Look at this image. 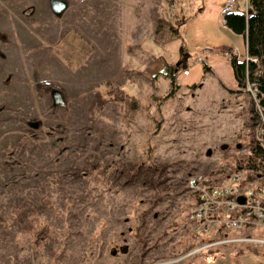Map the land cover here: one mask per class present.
Returning <instances> with one entry per match:
<instances>
[{
	"label": "rangeland",
	"instance_id": "obj_1",
	"mask_svg": "<svg viewBox=\"0 0 264 264\" xmlns=\"http://www.w3.org/2000/svg\"><path fill=\"white\" fill-rule=\"evenodd\" d=\"M50 1L0 0V264H264L189 217V177L230 175L255 131L223 0Z\"/></svg>",
	"mask_w": 264,
	"mask_h": 264
},
{
	"label": "built area",
	"instance_id": "obj_2",
	"mask_svg": "<svg viewBox=\"0 0 264 264\" xmlns=\"http://www.w3.org/2000/svg\"><path fill=\"white\" fill-rule=\"evenodd\" d=\"M246 9L248 8V0ZM241 8V0H225L221 18L226 23V15ZM235 50L233 51V53ZM249 59V58H248ZM202 57L195 59L201 63ZM254 101L255 131L252 142L238 154L254 155V166H238L234 160L232 173L225 178H212L209 175H191L187 187L195 199L189 212L191 221H196L198 235L211 227L216 230L234 229L252 232L243 237L244 243H250L264 250V235L255 232L264 230V104L259 98V86L247 82L244 86ZM257 150L262 156H255ZM244 202H240V198ZM261 228V229H260ZM193 230V231H195ZM196 233V232H195Z\"/></svg>",
	"mask_w": 264,
	"mask_h": 264
},
{
	"label": "trees",
	"instance_id": "obj_3",
	"mask_svg": "<svg viewBox=\"0 0 264 264\" xmlns=\"http://www.w3.org/2000/svg\"><path fill=\"white\" fill-rule=\"evenodd\" d=\"M163 20L166 19H162L161 22H163ZM225 20V25L232 32L246 39L247 57L245 60L240 61L229 46L219 48L218 51L231 54V63L239 85L245 86L247 82H250L259 86V98L264 104V0H248V8L246 10L239 9L234 11L226 15ZM166 21L169 22L168 20ZM184 24L185 21L180 23V28ZM162 27H164V25H162ZM170 27L174 28L172 25ZM160 28L161 27L157 29L156 34L160 33ZM180 28L178 27L172 30L175 40L181 33ZM163 62L169 71V73L165 75L171 80V89L166 95V98H170L176 93L179 87L177 85V73H171V64L167 63L165 60H163ZM255 156H262L263 158V153L257 150ZM236 159V164L238 166L244 165L249 167L254 166L256 163L254 155H238Z\"/></svg>",
	"mask_w": 264,
	"mask_h": 264
},
{
	"label": "water",
	"instance_id": "obj_4",
	"mask_svg": "<svg viewBox=\"0 0 264 264\" xmlns=\"http://www.w3.org/2000/svg\"><path fill=\"white\" fill-rule=\"evenodd\" d=\"M51 8L52 10L56 13V14H62L68 7V1L67 0H51ZM54 95V100H55V104L59 105L62 103L63 99L62 96L60 94V92L55 91L53 93ZM228 145H223L222 149L225 150L227 149ZM239 148L241 147V145L238 146ZM208 154H211V151L208 152ZM240 202H244V198H240L239 199Z\"/></svg>",
	"mask_w": 264,
	"mask_h": 264
},
{
	"label": "crops",
	"instance_id": "obj_5",
	"mask_svg": "<svg viewBox=\"0 0 264 264\" xmlns=\"http://www.w3.org/2000/svg\"><path fill=\"white\" fill-rule=\"evenodd\" d=\"M242 2V1H241ZM224 3H225V0H223V3H222V6H221V10H222V8H223V6H224ZM243 8V6L241 5V8L240 9H242ZM245 8H246V3H245ZM221 10H220V14H219V16H221ZM244 38V37H243ZM244 41H245V44H246V39L244 38ZM232 47V46H231ZM234 49H237V48H232V52L234 51ZM223 53H227V55H229L230 56V53H228V52H223ZM246 53H247V44H246ZM246 57H247V55H246Z\"/></svg>",
	"mask_w": 264,
	"mask_h": 264
}]
</instances>
